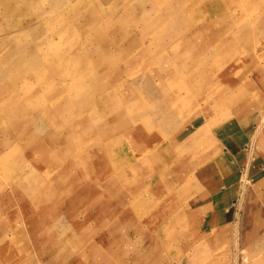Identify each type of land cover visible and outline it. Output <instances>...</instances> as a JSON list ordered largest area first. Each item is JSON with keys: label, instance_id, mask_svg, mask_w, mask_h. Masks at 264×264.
I'll return each mask as SVG.
<instances>
[{"label": "rangeland", "instance_id": "1", "mask_svg": "<svg viewBox=\"0 0 264 264\" xmlns=\"http://www.w3.org/2000/svg\"><path fill=\"white\" fill-rule=\"evenodd\" d=\"M263 221L264 0H0V264H264Z\"/></svg>", "mask_w": 264, "mask_h": 264}, {"label": "bare ground", "instance_id": "2", "mask_svg": "<svg viewBox=\"0 0 264 264\" xmlns=\"http://www.w3.org/2000/svg\"><path fill=\"white\" fill-rule=\"evenodd\" d=\"M68 3V2H67ZM67 5V4H66ZM63 6H65V5H63ZM33 45V44H32ZM36 46H38V42H36V44H35ZM30 46V45H29ZM105 52H106V54L108 55V54H110V51H108V50H105ZM106 59H108V57L106 58ZM108 67V66H107ZM81 68V67H80ZM87 69V67L85 66V68H83V70H82V68L80 69L81 70V73H80V75L85 71ZM73 71V70H72ZM105 71V70H104ZM107 72V71H106ZM79 73H77V75H78ZM78 82H79V84L81 83V78L78 80ZM65 88H66V86H65ZM69 88V87H68ZM63 97H64V95H63ZM63 97H61V98H63ZM57 98V97H56ZM58 100V99H57ZM56 100V101H57ZM61 101H62V99H61ZM65 102H66V100H65ZM69 102V101H68ZM71 103H72V101H70ZM57 104V103H56ZM55 104V105H56ZM62 104H63V102H62ZM70 104V103H69ZM57 106H59V105H57ZM63 120V119H62ZM14 121V120H13ZM124 123H126V122H119L118 123V125H121V124H124ZM107 124H114L113 123V121H108L107 122ZM115 126H117V124L115 125ZM109 149H110V147H109ZM108 149V150H109ZM22 164H24V163H22ZM25 166H27V165H25ZM262 226H264V221H263V225ZM175 237V236H174Z\"/></svg>", "mask_w": 264, "mask_h": 264}, {"label": "crops", "instance_id": "3", "mask_svg": "<svg viewBox=\"0 0 264 264\" xmlns=\"http://www.w3.org/2000/svg\"><path fill=\"white\" fill-rule=\"evenodd\" d=\"M220 235V234H219ZM219 235H217V237H219Z\"/></svg>", "mask_w": 264, "mask_h": 264}]
</instances>
